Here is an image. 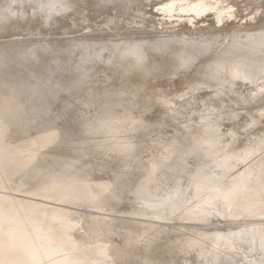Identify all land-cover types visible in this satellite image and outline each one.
<instances>
[{"label": "rangeland", "instance_id": "1", "mask_svg": "<svg viewBox=\"0 0 264 264\" xmlns=\"http://www.w3.org/2000/svg\"><path fill=\"white\" fill-rule=\"evenodd\" d=\"M146 1L148 3V6ZM171 4H173L174 7L171 6ZM200 4L202 7H207H203L205 11L202 9ZM168 5L171 6V8L165 7ZM177 6L179 7V9L176 8ZM185 6L191 7L193 8V10L191 9L192 11H189L190 8H186ZM197 6H199V8ZM180 7H184V11H182L183 8L181 9ZM194 7L198 8V11H196L197 9H195ZM185 8L188 9L187 12L185 11ZM200 8L201 11H199ZM3 13H5V15L9 14V16L5 21H0V209H2L1 214L5 221L7 220L11 223V221L15 219V223H18L17 225L19 228L24 227V224L27 223V221H30L31 226H34L36 228H34L35 230H30L26 234L22 230H20V234L14 235L12 239H8L6 243H8L10 246H15L19 245L18 243L19 241H21L26 248L31 249L32 247H34V245L38 244V242L44 235H46L47 241H45V244L39 248L41 252L42 250L45 251L41 254V259L37 262H33L34 264H53L55 261V263L58 262L57 264H96V258H94L97 257L96 250H98V247L104 244L103 241H95L92 246L88 245L86 247H82V244L90 240L89 236L91 234V229L93 230L94 228V232H96L97 228L100 226H97L96 223H92V226L89 222L87 223L86 221L90 220L91 218H96L104 219L108 224L111 223V226H108V228L113 231L103 240L108 239V241L112 244L113 247H111L110 253L114 254V257H109V260L107 259L109 263L106 262L107 260H99L98 263L100 264H200L199 261L205 262V260L201 257H198L195 251L185 253L178 247L180 246L179 240L181 239V237L185 238L187 236L194 235L197 228L201 230L208 229V231L216 229L217 232L218 230L220 231V234L225 233L226 235H229L227 234V231L230 232L231 230H235L237 228L245 229H242L243 231L239 235V238H234L232 236L234 239H236V241H233V244H235V248L231 252L228 253L227 251L226 253L224 251V254H222L223 252L220 251L219 253H221V255H219L218 253V255L216 254V258L219 260L214 259L216 260L215 262L212 259L213 256L212 258H210L211 256H206L205 259H209L210 261L212 259L211 262H209L208 260V263L210 264H223V262H225L224 264H255L256 262L253 263V260L257 258H264V254H262L264 252V233L260 228L261 226L264 228V203H262L264 201V183L262 180V178L264 179V175L259 174L264 173V166L261 167L262 170L261 168H257L261 166V162H264V159L261 158V164L257 163L260 159L254 160L255 163H257L255 164L256 168L254 166V162L253 164L251 162V158L253 161V159H255L253 157H256L253 156L255 154L253 153V151H257L258 153H256L259 156V153L263 155L262 152L264 149L262 148V146H264L262 145L264 142L262 141L264 139V131L262 132V130H264V118L262 116L264 115V94L263 97L261 96L264 92V88H259L262 84H264V79H261V76H264V74L262 73V75L258 77V75H260L261 73L260 70L263 69L259 66L264 67V61L262 60L264 52H262L263 55H261L259 54V51H263L264 48H262V46L260 48L258 47L259 51L255 52L256 50L254 49L257 47H254L250 44V41H253L256 37H253V30H256L254 32L255 35H257V33H262V38L264 39V0H0V15ZM227 13L229 15H227ZM218 14L222 15L219 16ZM217 15L222 19L220 20V18L218 17L219 21H217ZM225 24L226 27H224ZM230 26H232L233 28ZM235 26L238 30L235 28ZM55 29L58 31H56ZM239 29L241 30L239 31ZM250 33L252 34V37H250V41H247V38H249L248 35H250ZM206 37H208V39L206 41H203V39ZM260 37L256 38L259 39L258 42L262 41V38ZM201 39L202 43L204 42L202 45V48L204 49H202L201 47L198 48L202 49L199 50L201 51V53H203V58L205 57V53L206 56L207 54L210 55V53H212V51L216 49L217 56L218 54L220 55L221 53H223V56H220L221 60L219 59L220 63L222 62V67L220 66V68H218L220 63H218L219 60L217 59V63H215L218 66L214 65V61L212 62L213 65H211L212 63H210V65L207 64L208 66H214V68L209 67L210 71L208 68H206V63H204V67L206 69H204L202 65L197 64L196 60L200 59H198L199 57L196 56L199 55L197 53L198 48H196V46L200 45L199 43H201ZM256 41H253L255 43H252L256 45ZM233 43L235 46H232L236 49L231 53L234 54V57L232 60H230L232 56L230 54V52L232 51L230 47ZM204 44L206 47H203ZM260 44L263 45L264 43H259V45ZM192 46H195L194 48L197 52L195 51V53H193L194 48H192ZM181 47H183L181 49V54L186 47V52L184 50L183 53H185V55H190L191 53L192 58L188 57V55L185 56L184 54L181 55L179 53L180 57H183L184 55L183 58L185 60H190L195 58L196 56V68L197 65H200L197 69H195V67L191 68L195 66V62L194 65L191 63L193 62L192 60H190L192 66L189 65V67L187 66V64L189 63L186 64L187 60L186 62H183L184 64L182 63L183 65L181 66V60H185H176L175 58L174 61H172V63L170 64L176 65V61H180V67L182 68L183 66H185V68L187 67L186 70H184V68H182L183 70H181L179 68V64L176 65L177 67L175 66L176 68L173 67V69L171 68L173 65H171V67L168 66L169 63H167L164 59L174 51L176 52ZM229 49L231 50L229 51ZM187 50L191 52L187 53ZM144 51L151 52V54L157 57L155 58L156 60L154 58L153 59L155 61L152 60L151 55L142 53ZM139 52H141L142 54ZM253 52H255L254 56L252 54ZM131 53L134 56H137L136 58L139 57L138 55H142L141 57L144 58L141 60L146 63V65H143L144 68L147 70L148 67H151L153 73L149 72L150 68L147 72L144 68H142L143 62L139 61L140 57L138 58L139 60H137V63L139 62L140 64L141 62L140 66H138L139 64L137 65L135 57L133 58L135 60L132 61L133 56H130ZM134 53L138 54L135 55ZM144 54L146 55V57L144 56ZM179 54L177 53V55ZM192 54H195V56ZM258 55L262 57L261 59H259V61L254 59L255 56ZM248 57L249 59L247 61ZM81 58L83 61L80 62ZM217 58H219V56ZM250 58H252V60L254 61H257V63L255 62L254 64V61L252 62ZM241 59L242 61H240ZM244 59H246L245 62L247 61V63L244 62ZM249 60L251 61L250 63ZM260 60L261 62H263L262 64ZM134 61L136 64H134ZM164 61L166 63H164ZM223 61L225 64L223 63ZM234 61H238V63L235 64ZM123 62H129V65L138 66L140 68V71L136 69L138 68L136 66H134L132 69V66H130V68L128 67L129 71L126 70L127 68H123ZM162 62L165 65L168 64L167 66L169 69L171 68L170 72L168 68V71L165 69L167 66L164 68V71L166 73H169V76L171 75L172 71H175L174 69L178 68L176 70L177 72H174L175 75L167 78L165 74L159 75V72L158 74H154L155 70L153 68H155L156 66L158 68ZM242 62L249 67H246V65L244 66L248 68V70L250 69V71L246 72V70H242V68H244L241 64ZM230 63H234L237 66V69H241L239 70L240 73H242V76L239 72V75L237 74L236 76H241L239 80L241 79L242 81H238V77H233L235 74H232V78L235 79L232 81L230 80L231 82L229 81V78H226L228 81L226 79V81L224 80L225 74L227 75V77L228 75L230 76V74H228L230 73V70L233 69V71L231 72H237V70H235L236 68H233L236 66ZM239 63L241 64L240 67ZM120 65L121 67L123 66L122 69L124 71H120ZM223 65L228 66L224 67ZM200 67H202L201 69L205 71H201L202 73L198 71L200 70ZM216 68H218L219 70L221 68H226L225 71H227L228 69L229 71H227L228 73L224 74V70H221V72L219 70H216ZM135 69L138 72H136ZM141 69L146 73H140ZM194 69L195 72L191 77V72L194 71ZM263 71L264 70H262V72ZM80 72H83L85 75H82ZM216 72L219 75H217ZM214 74L217 75L218 78H214L216 77ZM220 74L221 76L224 74L223 79L222 77L219 78ZM246 74L249 76L252 74L251 76H253V78L256 76L255 78L257 80L260 78L258 81L256 79L253 81H257L259 83L262 80V83L258 84L253 82L251 80L253 78H247L248 76ZM112 76L115 78H113ZM160 77L161 79H159ZM189 77H194L193 80L190 78L192 82L189 81ZM212 77L214 78V80L212 79ZM244 77L248 80H251L255 85H251V81H249V84L248 81L244 79ZM118 78L120 81H122L121 83ZM132 79L134 82L131 81ZM210 79H212L214 83H211L212 80L209 82ZM215 79H217L216 83ZM200 80L203 82H201ZM218 80L219 84H217ZM220 80H223L224 83H229H226V85L223 83V85L222 83H220ZM168 81H170V83ZM205 82H208L210 85L208 83L205 84ZM106 83H108L109 85ZM115 83L116 85L118 84V86H116ZM190 83L192 84L189 86L188 84ZM156 84L158 85V88ZM207 84L208 86L205 87ZM256 84H258V86H256ZM253 85L255 86V88L258 87L260 91L263 90L262 93H260L259 91V94L257 95L258 91L254 89L256 91L254 92L257 96V100L261 99L257 102L253 99L255 95H253L252 98L251 96H249L253 92V90H251L253 88ZM135 86L138 88H136ZM146 86H149V88ZM209 86H213L212 88L214 89L217 87L215 89L216 91H214V89L212 90ZM221 86H223L224 89ZM218 87L222 88L223 90H218ZM261 87L264 86L262 85ZM159 88H161V91L159 90ZM249 88L252 92H250ZM98 89L101 90L99 91ZM155 91L159 92L158 97L159 95H162L166 98L163 97V99L160 96L159 99L156 96V99V97L153 96L155 97L153 102V100H151L149 97H152V94L154 95V93H156ZM90 92L92 95L89 94ZM97 92L98 94L102 93L100 97ZM103 92L105 93L103 94ZM118 92H123L121 93V95L123 94V98L121 97L122 99L114 102V105L103 106V104H101L102 101H100V99H104V95L107 96L108 94L112 95L115 93L119 95L120 93L118 94ZM194 92L197 94H195ZM215 92L218 95L214 94V96L211 97V94ZM89 96L94 98L95 101L91 104H85L88 100L87 97ZM210 97L211 100L209 99ZM215 97L219 99L217 100L215 99ZM241 97H244L245 101H251L252 99L253 101L252 103L244 102V99ZM148 98L150 99V101ZM126 99L130 100L127 101ZM170 99H172V103L168 102ZM213 99H215L216 101H213ZM240 99V102L243 101L245 104L242 105L239 102L241 104L240 105L238 102H236ZM163 100L165 101V103ZM145 101H148V103L144 104ZM121 102L125 107L122 106ZM215 102H217L218 104H214ZM142 104H144L146 108H144V105V107L141 108L140 106ZM206 105H208V107H213L208 108ZM105 106H107V110H109V108L111 107L110 110H112L111 112H113V121L111 120L110 122L104 123L100 126L99 124L96 125L98 122H95L94 125V121H96V119L100 118V116L103 117V114L105 112H101L103 110V107ZM166 106L168 110L164 109L166 108ZM126 108L129 112H127ZM204 108L206 110L213 108V110L211 109V111L209 110V112L205 111L203 113V111L205 110ZM259 108L263 110L259 111ZM99 110H101V112H99ZM137 110L138 112H136ZM142 111L145 112L143 113ZM258 111L263 112V114L260 116L261 113H259ZM140 112H142L143 114ZM157 112L159 114H157ZM192 112H195V114H192ZM137 113L140 120L142 121V125L138 127V129L136 128V131L133 128L132 130L134 131H129L130 128L126 130L127 127L125 128L126 131L124 129H119V126L122 123L124 125L125 123L128 125L127 119L129 116H134ZM256 114L258 118L261 117V119L258 120L259 124L257 123L255 125V123H253V125L245 127L247 123L252 124L251 120L257 122V120L253 119L255 118L254 116ZM3 115H7L5 117L7 120ZM28 115L30 119L26 118V116L28 117ZM200 116L203 119L205 117L207 118V120L204 119L205 123L207 124L202 121L203 119ZM13 117L14 120L16 119V122L13 121ZM114 117H117V122ZM123 117L125 118L124 120H126L124 121L125 123L122 121ZM227 117L231 119L229 120V118ZM4 119L8 122L7 124H5L6 121H4ZM25 120L28 121L26 122ZM118 120H121L120 122L122 123H120ZM9 122H11L12 124H9ZM193 122L195 123V125ZM200 123H202L203 126ZM243 123L244 127L248 130L244 129ZM123 124L121 126H124ZM190 124H193L194 126H191ZM91 125L93 130L90 132H88V130L86 131V129ZM234 126L235 128H233ZM241 126L243 127V129H241ZM236 127L238 129H236ZM116 129L119 133L116 132ZM230 129H232L233 132H231L232 130ZM235 130L236 132H234ZM237 130L240 134L237 133ZM199 131L202 132V134L204 133L203 135H205L204 137L206 138H212V136L218 135L217 138L219 139L218 141L217 139L215 140L216 144L217 142L221 141L219 144L214 145L215 147H217L216 150L215 147H212L214 149L211 150V153L214 150L216 154L215 155L212 153V158L210 156H206L205 153L208 152L209 154H207L210 155L209 149L211 148V144L209 145V143L213 142V146L214 140L212 141V139L216 137L210 139L208 142V139L201 136ZM46 132L51 133V137L47 136L49 135V133L45 134L48 139H46L47 137L44 135V133ZM197 133H199L200 135H198ZM39 135H44V138L40 137ZM230 135H232V138H234V136H238L237 138L235 137L237 140L235 138L233 139V141L236 140L234 141V143L230 140ZM256 135L259 139L256 138ZM258 135H261L263 139ZM35 137H38L37 140H35L36 142L32 140V142L34 141L33 144L29 145V143L31 142L29 140L34 139ZM197 137H200L199 139L201 140L203 139L202 141L200 140L201 143H199L200 141L198 142L199 139ZM120 138L124 140L131 139V141H136L139 143L138 149L135 150L136 154L134 152V154H132L137 157L135 161L133 160L134 162L130 160L131 158L129 156L130 152L132 151H128L129 157L127 159H124L127 154L124 156L120 155L121 160L119 159V156L117 157L118 159H113L112 155L114 154V152L118 154V151H114L115 146H112V144L114 143L113 145H116V140H118V144L119 140L122 142L123 140H121ZM195 138H197L198 140ZM194 139L197 140L198 143L194 142ZM205 139L206 141H204ZM226 140H228V142ZM255 140L256 142L254 144L253 142ZM192 141L193 144L196 143V147H194L195 145L192 146ZM229 141H231L232 143H230ZM258 141L262 142L261 146L259 144L260 142ZM187 142H190L191 145H187ZM205 142L208 144L203 146H207L206 149L209 147L207 149V152L203 146H200L201 144H206ZM223 143L225 146H223ZM129 144L127 146H132L131 149L133 150L134 143ZM218 145L222 147L220 148L218 147ZM246 145H248V147H250V145H254L253 147H250L253 149V151L250 148H247ZM127 146L125 147L128 149ZM171 146H173L174 148ZM188 146H192L191 149H189L190 153L186 151L189 148ZM198 146L200 147V150H198ZM255 146H257L258 148H256ZM201 147L204 149V151ZM237 147H241V151L238 150L239 148ZM112 148H114V150H112ZM170 148L171 150H173V152H168L169 154L167 155L166 152L169 151ZM185 148L187 149L185 150ZM194 148L198 149L195 150ZM111 150L113 153L111 152ZM121 150L124 154L125 149H123L122 147ZM121 150L119 151L120 153L122 152ZM245 150H247V154L246 152L244 153L250 158L248 159L250 165L247 160L248 156L246 158V156H244L245 154L242 153V151ZM248 150H250L249 153ZM34 152L38 154H35L36 156H34ZM109 152H111L112 155L109 154ZM162 152H165L166 157L164 154L161 155ZM183 152L187 155L185 158V155L183 154L185 160L179 158ZM251 152L253 153V155L250 154ZM174 153H178L180 156L178 157V154ZM201 153H204V157H202L203 155ZM229 153L232 154V157ZM158 154L161 156V159H156L158 160L156 161L154 159L157 156L160 157ZM170 154H172L171 156H173L174 158L169 156ZM237 154L244 156L247 162L244 157H242L244 159L242 161V158L240 156H237ZM29 155H31L30 161L32 160L33 162H30L29 159H26ZM190 155H193V157H191ZM217 155L219 156L217 160H219L220 157L225 156L222 158V161H224V163L221 161H218L217 163ZM113 156L116 157L117 155ZM167 156L168 158L170 157L168 160H166ZM228 156L232 159L234 158V161L228 160L230 159ZM235 157L236 159L237 157L240 158V160H236ZM24 158L27 160V162L24 160ZM163 158H165V160ZM224 158H227L228 163L225 162L226 160ZM256 159L258 158L256 157ZM152 161H156L158 163H161L160 161H162V164L158 165L161 168H158V166H156V164L158 163H151ZM238 161H242L243 163ZM128 162L129 164L130 162H133V164L136 165V168L135 165L131 164L134 168L133 170H130V165L128 164ZM220 162L222 165H220ZM225 163L226 165L230 164L232 167H234L233 165L236 163V168H231L230 171L231 166H228L227 168L226 165H223ZM247 163L250 167H252L253 170L246 165ZM152 164H154L157 169L154 168L155 170H153V168H151ZM201 167H205L202 169L203 171H199V168L201 169ZM248 167L253 172L248 170ZM127 168L130 171L127 172ZM144 168H146L145 170H149L148 168H150V170L152 169V171H154V174H151L155 175V177L152 178L153 176H151L150 178L149 176H147L146 173H148V171H144ZM245 168L248 172H246L245 174L248 176L241 173H244ZM156 170L157 173L155 172ZM249 171L251 174H253L255 171L258 172L257 174L259 176H257L261 178L258 179L260 180V182H262L260 183L257 179V176L254 175L256 174V172L253 174L254 176H251V174H249ZM129 172H131L132 174ZM142 172H145L144 175L149 178L145 176L140 177V174ZM204 172H206V175L204 174ZM238 172H240L241 175L244 176L242 178L243 183L239 184L241 185V187L239 186V188H236V186L238 187L239 181L234 179L233 175L236 176ZM6 175L8 176V179L6 178ZM148 175H150V173H148ZM241 175H237L238 179ZM70 176L75 181H70ZM247 177L254 179V181L258 180L257 182L259 183L255 181L258 186L263 183L261 185V188L263 187V201L261 200V197L258 198L261 192V188H259L260 192L257 191L259 195H253L254 197L260 199V204L247 201V199H250L249 197H252L251 193H253L250 192L249 188H247L250 185ZM90 180H94L95 182H97L94 183L95 187L92 190L86 186V181L90 182ZM109 180L111 187L109 184V187L107 189H113L112 192L114 193V195H112L113 197L104 200V197L99 194V191H103L104 189H106L105 187L108 185L107 182ZM111 180H114L112 181V183H114L113 185L111 183ZM201 180L202 183L203 181H205L204 184H206V186L213 185L214 188H212L213 186H211L209 187V190L212 189L216 192L212 193L214 191H209L208 189L205 190V185L202 186L203 188L201 187L202 190H205L204 192L201 191V188L200 190H198V185H202L200 183ZM242 180L240 182H242ZM208 181L210 184L206 183ZM198 182L200 184H198ZM23 185L25 188L23 187ZM84 186L86 188H84ZM208 186L206 188H208ZM178 188L180 190H177L179 191V194H177L176 191V189ZM246 188L249 192L246 191ZM254 188H257V185ZM78 189H80L81 192L85 189V194L91 193L90 195H87L88 197L92 196V198H90L91 200L84 194V191L82 192L83 194H78L80 193V191L78 192ZM174 189L176 191L175 194L173 193L175 192ZM87 190L90 192H88ZM244 191H246L245 194ZM240 193H242V195H239ZM254 193H256V191ZM247 194L248 198H245L246 202H248L247 204L249 205H247L244 201L245 198L242 199ZM80 195L82 196L81 198L79 197ZM83 196H86L88 201ZM238 196L241 197L239 199H242V202L246 204H244V206L246 207H243V203L238 199ZM93 197L95 198L93 199ZM230 197H232V199ZM236 197L238 201H236ZM168 200L169 203L173 201L172 203H175L176 206L172 207V210L165 211L166 206H164V203L166 204ZM232 200L235 201L234 203H241L242 207L246 209L242 210L243 208L241 206L240 207L242 209L240 207L239 209L234 208L235 206L237 207V205L239 206V204L236 203L233 206L234 203L232 202ZM254 200L255 199H251V201ZM211 201L213 203L214 201H216V204L214 203L216 206H210V204H213ZM76 202H78V204ZM180 202L184 203L185 205L177 204ZM19 204L24 205V207H18ZM207 204H209V207L207 206ZM191 205L193 206V208L189 210L192 207ZM199 206H201V208ZM202 206H204V208L206 206V209L208 207V211L211 210V207H215V210L212 209L213 212L206 213L207 211L203 212L205 209H202ZM29 207L31 208V210H29ZM187 207L189 209H186ZM62 208L69 211V216L67 215L68 217H70L77 223L80 221L79 225H83V227H79L76 230L67 228L66 230H64V228H61L60 221H56L55 217L58 215V213H60V211L58 212V210H63ZM256 208H258V212H256ZM187 210L192 211L193 214L196 212L194 216L197 215L198 211L201 212V210H203V214L198 213V215L196 216L202 218H199L200 220L196 219V221H194L195 219L191 220L190 218L185 217L184 213L187 212ZM143 211L150 212V214L141 213ZM153 211H156V213H158L159 211H162V213H164L163 211H165L167 215L163 214L161 219L156 218L157 216L152 213ZM203 218L206 220H204ZM5 221L3 222L4 227L6 226V231H9V224L6 223L7 225H5ZM152 224H154V229H157L159 227L158 230L163 232L159 235V237H157L155 243H150L149 247H147L146 241L148 237L151 236L148 235V237H145L148 233H143L140 238L138 237L139 240L136 242V244L128 245L127 248L124 246L126 239V234L124 235V233L129 232L131 229H134L138 234L136 235L139 236L142 233L140 232L142 228L150 226ZM33 233H35L36 236ZM65 233H68V237ZM3 234L4 232L1 231L0 237H2ZM225 234L223 236H226ZM38 235L40 236V238ZM61 236H65V238H68L66 239L67 242L66 244L60 242V248L55 249L53 245H55V242H57L59 239H62ZM230 237L231 235L229 236V238ZM231 239L229 240L231 241ZM168 240L171 242L169 243V245L166 244L167 242H169ZM211 241H214V239H211ZM144 246L147 248H145ZM119 248H125L127 249V251L129 250V254L125 251L126 255H120V252H118ZM142 253H144L148 259L145 261L146 263H142L138 258V256H140Z\"/></svg>", "mask_w": 264, "mask_h": 264}, {"label": "bare ground", "instance_id": "2", "mask_svg": "<svg viewBox=\"0 0 264 264\" xmlns=\"http://www.w3.org/2000/svg\"><path fill=\"white\" fill-rule=\"evenodd\" d=\"M52 1H54V0H52ZM64 1H65V0H64ZM146 3H147V1H146ZM152 3H153V2H152ZM160 3H161V2H160ZM171 3H173V2H171ZM64 4H65V3H64ZM149 4H150V2H149ZM166 4H167V3H166ZM166 4H165V5H166ZM168 4H169V3H168ZM147 6H148V3H147ZM171 6L174 7L173 4H171ZM171 6L168 5V6H165V7H170V8H171ZM180 6H181V5H180ZM183 6H184V5H183ZM191 6H192V5H191ZM200 6H201V4H200ZM165 7H164V8H165ZM173 7H172V8H173ZM185 7H186V6H185ZM187 7H188V6H187ZM187 7H186V8H187ZM197 7L199 8V6H197ZM201 7H202V6H201ZM203 7H204V6H203ZM203 7H202V9H203ZM162 8H163V7H162ZM176 8L179 9L178 6H177ZM180 8H181V7H180ZM182 8H183L182 11H184V7H182ZM182 8H181V9H182ZM186 8H185V11L187 12L188 9H186ZM188 8H190L189 11H192V10H193V8H191V7H188ZM194 8H195V7H194ZM198 8H195V9H197L196 11H198ZM204 8H207V7L205 6ZM242 8H243V7H242ZM165 9H166V8H165ZM168 9H169V8H168ZM174 9H175V8H174ZM191 9H192V10H191ZM195 9H194V11H195ZM243 9H244V8H243ZM166 10H167V9H166ZM166 10H164V11H166ZM176 10H177V9H176ZM203 10L205 11V9H203ZM180 11H181V10H180ZM194 11H193V13H194ZM199 11H201V8H200ZM159 13H160V12H159ZM173 13H174V12H173ZM173 13H172V14H173ZM195 13H196V12H195ZM175 14H176V13H175ZM41 15H42V14H41ZM178 15H179V14H178ZM189 15H190V14H189ZM191 15H192V14H191ZM218 15H219V14H218ZM218 15L216 16V19H218L217 21H219V18H220V20L222 19L221 17H219V16H221L222 14L219 15V16H218ZM224 15H226V14H224ZM227 15H229V14L227 13ZM8 16H9V14H8V15H5V13L1 14V15H0V21H2V20L5 21V20L8 18ZM187 16H188V15H187ZM218 17H219V18H218ZM229 20H230V19H229ZM231 20H232V19H231ZM251 20H252V19H251ZM184 22H185V21H184ZM228 22H229V21H228ZM228 22H227V23H228ZM233 23H234V22H233ZM256 23H257V22H256ZM77 24H78V23H77ZM180 25H181V24H180ZM222 25H223V24H222ZM74 26H75V25H74ZM189 26H190V25H189ZM252 26H254V25H252ZM224 27H226V24H225ZM224 27H223V28H224ZM230 27H232V26H230ZM170 28H171V27H170ZM232 28H233V27H232ZM235 28L237 29L236 26H235ZM246 28H247V27H246ZM252 28H254V27H252ZM227 29H228V28H227ZM55 30H56V29H55ZM55 30H54V31H55ZM237 30H238V29H237ZM240 30H241V29H239V31H240ZM242 30H244V29H242ZM56 31H58V30H56ZM255 31H256V30H253V33H252V34L254 35L253 37L256 36V37H255V39H256V38H259V37L261 36L260 38H262V35H263V34L260 33V34H261V35H260L259 33H257V35H255V34H254ZM215 32H216V31H215ZM71 33H72V32H71ZM73 33H74V32H73ZM164 33H165V32H164ZM192 33H194V32H192ZM192 33H191V34H192ZM211 33H213V32H211ZM219 33H220V32H219ZM50 34H51V33H50ZM55 34H56V33H55ZM55 34H54V35H55ZM66 34H69V33H66ZM130 34H131V33H130ZM198 34H199V33H198ZM200 34H201V33H200ZM202 34H203V33H202ZM214 34H216V33H214ZM252 34H251V33H250V35L246 34V35L249 36V38H247V39H248L247 41H250L249 39H250V37H252ZM60 35H61V34H60ZM78 35H80V34H78ZM81 35H82V34H81ZM159 35H160V34H159ZM259 35H260V36H259ZM71 36H72V35H71ZM116 36H117V35H116ZM172 36H173V35H172ZM176 36H177V35H176ZM258 36H259V37H258ZM66 37H67V36H66ZM137 37H138V36H137ZM243 37H244V36H243ZM246 37H247V36H246ZM263 37H264V36H263ZM187 38H188V37H187ZM28 39H29V38H28ZM89 39H90V38H89ZM125 39H126V38H125ZM129 39H130V38H129ZM134 39H135V38H134ZM145 39H146V38H145ZM147 39H148V38H147ZM156 39H157V37H156ZM204 39H205V40H204ZM204 39H203V41H206V40L208 39V37H206V38H204ZM226 39H227V38H226ZM255 39H254V40L251 39V40H253V41H256V40H257V41H256V42H257L256 45L253 44V43H255V42H253V41H250V42H251L250 44L253 45L254 47H257V48H255L254 50H256L255 52H258V51H259L258 47L260 48V47L262 46V48H264V44H263V45H261V44L259 45V43H264V42H263L264 39L262 38V41H261V42H258L259 39H256V40H255ZM74 40H75V39H74ZM137 40H138V39H137ZM143 40H144V39H143ZM153 40H154V39H153ZM260 40H261V39H260ZM28 41H29V40H28ZM79 41H80V40H79ZM81 41H83V40H81ZM88 41H89V40H88ZM90 41H91V40H90ZM135 41H136V40H135ZM135 41H134V42H135ZM141 41H142V40H141ZM146 41H147V40H146ZM100 42H101V41H100ZM147 42H148V41H147ZM147 42H146V43H147ZM252 42H253V43H252ZM72 43H73V42H72ZM81 43H82V42H81ZM139 43H140V42H139ZM153 43H154V42H153ZM203 43H204V42H203ZM203 43H202V39H201V43H199L201 46H200V45H199V46H196V48H198V47H201V48H202ZM140 44H141V43H140ZM140 44H135V45H140ZM195 44H196V43H195ZM55 45H56V44H55ZM57 45H58V44H57ZM74 45H75V44H74ZM146 45H147V44H146ZM159 45H160V44H159ZM196 45H197V44H196ZM232 45H234V43L231 44V47H230V48L232 49V51L230 52V54L233 52V50L236 49V48H234ZM257 45H259V46H257ZM142 46H144V45H142ZM234 46H235V45H234ZM236 46H237V44H236ZM136 47H137V46H136ZM153 47H154V46H153ZM194 47H195V46H192V48H194ZM203 47H206L205 44H204ZM232 47H233L234 49H233ZM254 47H253V48H254ZM71 48H72V47H71ZM84 48H86V47H84ZM140 48H142V47H140ZM140 48H138V49H140ZM182 48H183V47L179 48L176 52L174 51V52L171 53L167 58L164 59L167 63H169V65H168V64L165 65V64H163V62H162L161 65H160L158 68H157V66H156L155 68H153V69L155 70V71H154V74H156V73L158 74V72H159V73H160L159 75L165 74V76H167V78L170 77V76H172V75H175V73L177 72L176 70H177L178 68H177V69H174V70H175V71H174L175 73L172 71V73H171L170 76L168 75L169 73H166V72L164 71V68H165L167 65H168L169 67H171V65H173V64H170V63H172V61H174V58H175L176 60L184 59L183 57H184L185 53H183V52H184V50H185L186 47H185L184 50L182 51V54H184L183 57H182V56L180 57L181 49H182ZM201 48H198V50H197L198 52H197L196 49L194 48L193 53H195V51H196V52H197L202 58H201L199 55H196L197 57H199L198 59H200V60H196V56H195V54H192V55L195 56V58L190 59V60L193 61V62H191V63L194 65V62H195V60H196L197 64L202 65L204 69H206V68L209 69V67H210V68H214V66L212 67V66H208V65H210V63H212L213 61H214V65H217V64H216V63H217V60L220 59V56H223V55H222L223 53L217 51V52L221 53L220 55L218 54L219 58H217L218 56L216 55L217 53H216V49H215V50H213L214 52L212 51V53H210V55L207 54V56H206V55H205L206 53H205V54H204L205 57L203 58V53H201L200 50H202V49H204V48H202V49H201ZM78 49H79V48H78ZM154 49H155V48H154ZM199 49H200V50H199ZM231 49H229V51H230ZM254 50H253V51H254ZM78 51H79V50H78ZM78 51H76V52H78ZM199 51H200L201 54L199 53ZM133 52H134V51H133ZM135 52H136V51H135ZM185 52H186V50H185ZM188 52H189V51L187 50V53H188ZM190 52H191V51H190ZM190 52H189V53H190ZM255 52L252 53L253 56L255 55ZM260 52H261V53H260ZM262 52H264V50H263V51L260 50V51H259V54L263 55ZM139 53H141V52H139ZM142 53H145L146 55H151L152 60H154L155 58H157L155 55L151 54V52H149V51H144V52H142ZM142 53H141V54H142ZM157 53H158V52H157ZM177 53H178V54L180 53V54L177 55ZM10 54H11V53H10ZM134 54H135V53H134ZM137 54H138V53H136L135 55H137ZM145 54H144V56L146 57ZM182 54H181V55H182ZM225 54H226V53H225ZM228 54H229V53H228ZM257 54H258V53H257ZM257 54H256V55H257ZM129 55H130V54H129ZM186 55H188V54H186ZM186 55H185V56H186ZM231 55H232V56H231V59H230V60H232L233 57H234V54H231ZM130 56H131V57L133 56V57H132V61L136 59V63H137V60H139V59H138L139 57H140V60H139V61H142L141 59L144 58V57H141L142 55H138L139 57L136 58L137 56H134L132 53H131ZM153 56H154V57H153ZM216 56H217V57H216ZM229 56H230V55H229ZM229 56H228V57H229ZM251 56H252V55H251ZM253 56H252V57H253ZM21 57H22V56H21ZM58 57H59V56H58ZM134 57H135V59H133ZM188 57H191V58H192L191 53H190V55H188ZM256 57H257V59H256ZM262 57H263L262 60L264 61V56H262ZM262 57L258 55V56H255L254 59L257 60V61H259V59H261ZM17 58H18V57H17ZM19 58H20V57H19ZM61 58H62V57H61ZM61 58H59V59H61ZM153 58H154V59H153ZM221 58H223V57H221ZM229 58H230V57H229ZM59 59H58V60H59ZM216 59H217V60H216ZM248 59H249V57L247 58V61H248ZM250 59L252 60V58H250ZM22 60H23V59H22ZM58 60H57V61H58ZM150 60H151V59H150ZM155 60H156V59H155ZM155 60H154V61H155ZM184 60H185V59H184ZM186 60H187V59H186ZM186 60H185V61H182V60H181V62H180V61H178V62L176 61V65H178L179 62H180V63H181V66H182V65L184 64L183 62H186ZM188 60H189V59H188ZM188 60H187V62H186V64L189 63V64H187V66H189V65L192 66V64L190 63V60H189V62H188ZM220 60H221V59H220ZM220 60H219L218 63H220ZM228 60H229V59H228ZM228 60H227V61H228ZM245 60H246V59H244V62H245ZM81 61H83L82 58L80 59V62H81ZM116 61H118V60H116ZM165 61H164V63H166ZM240 61H242V59H241ZM247 61H246L245 63H247ZM253 61H254V60H252V62H253ZM257 61H254L253 63L255 64V62L257 63ZM60 62H61V61H60ZM80 62H79V63H80ZM142 62H143L142 66H143L144 64L146 65V63H144V61H142ZM196 62H195V66H193V67H191V68H194V67H195V69H197L198 66H200V65H197V68H196ZM215 62H216V63H215ZM250 62H251V61L249 60V63H250ZM260 62H261V60H260ZM56 63H57V62H56ZM121 63H122V62H121ZM123 63H124V62H123ZM128 63H129V62H128ZM128 63H127V62L124 63V65H123L124 67H123V66H122V67L125 68V69L127 68L126 70L129 71L128 67L130 68V66H132V65H129ZM136 63H135V61H134V64H136ZM182 63H183V64H182ZM204 63H206V65L208 64V65L206 66V68L204 67V66H205ZM221 63H222V62H221ZM221 63L219 64V67H218V68H220V66L222 65ZM223 63H224V61H223ZM234 63L236 64V63H238V61H237V62L234 61ZM234 63H230V64H234ZM262 63H263V62H261V64H262ZM125 64H126V65H125ZM130 64H132V63H130ZM138 64H139V62L137 63V65H138ZM140 64H141V62H140ZM140 64H139L138 66H140ZM224 64H225V63H224ZM230 64H229V66H230ZM235 64H234V66H236ZM239 64H240V63H239ZM241 64H242L243 67L246 65V64H244L243 62H242ZM241 64L239 65V67L241 66ZM243 64H244V65H243ZM258 64H259V62H258ZM263 64H264V63H263ZM51 65H52V64H51ZM176 65H173L171 68L173 69V67H175ZM211 65H213V63H212ZM78 66H79V64H78ZM134 66H136V65H134ZM134 66H132L131 69H132ZM138 66H136V67H138ZM148 66H149V65H148ZM168 66L165 68L167 71H168V69H169ZM217 66H218V65H217ZM217 66H216V67H217ZM223 66H224V67H227L228 65H227V66H226V65H223ZM52 67H53V66H52ZM122 67H121V65H120V71H124V70L122 69ZM176 67H177V66H176ZM176 67H175V68H176ZM189 67H190V66H189ZM221 67H222V66H221ZM232 67H233V66H232ZM232 67H231V68H232ZM239 67H238V68H239ZM246 67H248V66L246 65ZM246 67L242 68V70L244 69V71L246 70V72L250 71V69L248 70L249 67H248V68H246ZM259 67H262L263 69L260 70L261 73L259 72L260 75H258V77H260V76L262 75V73L264 74V71L262 72V70H264V67H263V66H259ZM46 68H47V67H46ZM142 68H144V66H143ZM146 68H147V67H146ZM149 68H150V69H149ZM156 68L158 69V71H157ZM167 68H168V69H167ZM171 68L169 69V72L171 71ZM179 68H180L181 70H183L182 68H184V70H186L187 67L185 68V66H183V67L181 68V67H180V64H179ZM201 68H202V67H200V68H199L200 70H198V71H200V72L203 71V72H204L205 70H202ZM218 68H216V70H219ZM228 68H229V67H228ZM231 68H230V69H231ZM233 68H236V69H235V70H237L236 73L231 72V71H233V69L230 70V73H228L227 71H229V69H228L227 71H225L226 68H225V69H224V68H223V69L221 68L219 71L224 70V74H225V73H228V74H230V76L228 75V77H227V75L225 74V77H224V76H223L224 74L221 76V74H222V73H221L219 78L222 77V79H223V77H224V80H225L226 78H229V81H230V80L232 81V80L235 79V78H234V79L232 78V74H233V75L235 74L233 77H238V81H242L241 79L239 80V78L242 76V75H241L242 73H240V70H241V69H240V68H239L240 70L237 69V66H236V67H233ZM52 69H54V68H52ZM74 69H75V68H74ZM121 69H122V70H121ZM136 69L140 71V68H139V67L136 68ZM136 69H135V70H136ZM144 69H145V68H144ZM148 69H149V72H152V71H153V70H151V69H152L151 67H148L147 70L145 69V71L147 72ZM195 69H194V71L191 70V71H192V72H191V75H190L191 77H192V74L195 72ZM208 69H207V70H208ZM50 70H51V69H50ZM77 70H78V69H77ZM126 70H125V71H126ZM135 70H134V71H135ZM137 70H136V72H138ZM150 70H151V71H150ZM181 70H179V71H181ZM235 70H234V71H235ZM238 70H239V71H238ZM46 71H47V70H46ZM79 71H80V70H79ZM145 71H142V69H141V72H140V73H142V72L146 73ZM156 71H157V72H156ZM196 71H197V70H196ZM209 71H210V69H209ZM214 71H215V70H214ZM244 71H243V74H244ZM40 72H41V71H40ZM149 72H148V73H149ZM217 72H218V71H217ZM217 72H216V73H217ZM221 72H222V71H221ZM238 72L240 73L241 76H236L237 74L239 75ZM241 72H242V71H241ZM246 72H245V73H246ZM254 72H255V71H254ZM43 73H44V72H43ZM80 73H81L82 75H85L83 72H80ZM140 73H139V74H140ZM148 73H147V74H148ZM152 73H153V72H152ZM173 73H174V74H173ZM196 73H197V72H196ZM201 73H202V72H201ZM201 73H200V74H201ZM206 73H207V72H206ZM206 73H205V74H206ZM214 73H215V72H214ZM219 73H220V72H219ZM255 73H256V72H255ZM255 73H254V74H255ZM259 73H257V74H259ZM78 74H79V73H78ZM247 74H248V73H247ZM247 74H246V75H247ZM195 75H196V74H195ZM195 75H194V76H195ZM214 75H215V74H214ZM217 75H219V74L217 73ZM217 75H215L216 77H214V76H213V77H214V78H218ZM246 75H245V76H246ZM251 75H252V74H251ZM251 75H250V76H251ZM39 76H40V75H39ZM56 76H57V75H56ZM149 76H150V75H149ZM176 76H177V75H176ZM243 76H244V75H243ZM247 76H248V77H247ZM247 76H246V77L249 78V79H250V78H253V76H251V77H250L249 75H247ZM109 77H110V75H109ZM112 77H113V76H112ZM112 77H111V79H112ZM156 77H159V76H156ZM156 77H155V79H156ZM161 77H162V76H161ZM161 77H160L159 79H161ZM191 77H189V79H190ZM209 77H210V76H209ZM213 77H212V79L214 80ZM255 77H256V76H255ZM255 77H254L253 79H251V80H252V81L255 80V79H256ZM78 78H79V77H78ZM78 78H77V79H78ZM80 78H81V77H80ZM113 78H115V77H113ZM193 78H194V77H193ZM193 78H191V79L193 80ZM204 78H205V77H204ZM206 78H207V77H206ZM210 78H211V77H210ZM230 78H231V79H230ZM247 78L244 77V79L247 80L248 83H249V81H251V80H248ZM191 79L189 80L190 82H192ZM199 79H200V78H199ZM212 79H210L209 82H210ZM242 79H243V78H242ZM259 79H260V78H259ZM259 79H258V80H259ZM261 79L263 80V79H264V76H261ZM1 80H2V79H1ZM81 80H82V79H81ZM118 80H119V78H118ZM134 80H135V79H134ZM157 80H158V79H157ZM166 80H168V79H166ZM169 80H170V79H169ZM213 80L211 81V83H212V82L214 83ZM226 80H227V79H226ZM226 80H225V81H226ZM256 80H257V79H256ZM258 80H257V81H258ZM262 80H261V81H262ZM75 81H79V80H75ZM106 81H107V80H106ZM113 81H114V80H113ZM119 81H120V80H119ZM131 81H133V79H132ZM135 81H136V80H135ZM171 81H172V80H171ZM195 81H196V80H195ZM195 81H194V82H195ZM200 81H201V80H200ZM227 81H228V80H227ZM231 81H230V82H231ZM236 81H237V80H236ZM252 81H251V82H252ZM257 81H256V82L253 81V82L258 83ZM261 81L259 82L260 84L262 83ZM100 82H101V81H100ZM117 82H118V81H117ZM117 82H116V83H117ZM121 82H122V81H120V83H121ZM127 82H128V81H127ZM133 82H134V81H133ZM168 82L170 83V81H168ZM187 82H188V81H187ZM198 82H199V81H198ZM201 82H203V81H201ZM201 82H200V83H201ZM216 82H217V79H215V83H216ZM253 82L251 83V85L254 84ZM6 83H7V82H6ZM102 83H103V82H102ZM116 83H115V85H116ZM151 83H152V82H151ZM156 83H157V82H156ZM160 83H161V82H160ZM160 83H159V85H160ZM188 83H189V82H188ZM206 83H208V82H205V84H206ZM220 83L223 84L224 81H223V80H222V81L220 80ZM226 83H229V82H226ZM226 83H224V84L226 85ZM239 83H240V82H239ZM246 83H247V82H246ZM248 83H247V84H248ZM259 83H258V84H259ZM8 84H9V83H8ZM106 84H108V83H106ZM112 84H113V83H112ZM154 84H155V83H154ZM162 84H163V83H162ZM191 84H192V83H190V84H188V85L190 86ZM208 84H209V83H208ZM208 84H207L205 87H207ZM217 84H219V80H218V83H217ZM224 84H223V85H224ZM230 84H231V83H230ZM232 84H233V83H232ZM236 84H237V83H236ZM249 84H250V83H249ZM258 84H256V86H258ZM11 85H12V84H11ZM97 85H98V84H97ZM99 85H100V84H99ZM108 85H109V84H108ZM122 85H123V84H122ZM156 85H157V84H156ZM195 85H196V84H195ZM209 85H210V84H209ZM243 85H244V84H243ZM254 85H255V84H254ZM254 85L252 86L253 88L251 89V90H253V92H252V91L250 90V88H249L250 92H252V94L249 95V96H251V98H252L253 95H255V97H253V99L257 102L258 100H261V99H258V100H257V96H256L255 92L258 91V93H257V95H258V94H259V91H260L259 88H261V89L264 88V87H261L262 85L264 86V84H262L259 88L257 87L258 89L255 88ZM95 86H96V85H95ZM113 86H114V85H113ZM116 86H118V84H117ZM116 86H115V87H116ZM120 86H121V85H120ZM130 86H131V85H130ZM152 86H153V85H152ZM213 86H214V84H213ZM213 86H211V87L209 86V87L213 90V89H214V88H212ZM215 86H216V85H215ZM236 86H237V85H236ZM239 86H240V85H239ZM104 87H105V86H104ZM106 87H107V86H106ZM135 87H136V86H135ZM146 87L149 88V86H146ZM155 87H156V86H155ZM166 87H167V86H166ZM194 87H195V86H194ZM219 87H220V86H219ZM219 87H218V88H219ZM221 87H223V86H221ZM234 87H235V86H234ZM234 87H233V88H234ZM248 87H249V86H248ZM95 88H97V87H95ZM132 88H133V87H132ZM136 88H138V87H136ZM157 88H158V85H157ZM169 88H170V87H169ZM190 88H191V87H190ZM216 88H217V87H216ZM216 88H215V89H216ZM235 88H236V87H235ZM237 88H238V87H237ZM92 89H94V88H92ZM108 89H109V88H108ZM146 89H147V88H146ZM192 89H194V88H192ZM197 89H198V87H197ZM200 89H202V88H200ZM200 89H199V90H200ZM215 89H214V91H216ZM220 89H222V88H219L218 90H220ZM223 89H224V87H223ZM223 89H222V90H223ZM254 89H255L256 91H255ZM98 90H99V89H98ZM100 90H101V89H100ZM100 90H99V91H100ZM105 90H106V89H105ZM113 90H114V89H113ZM113 90H112V91H113ZM116 90H117V88H116ZM144 90H145V89H144ZM159 90L161 91V88H159ZM205 90H206V89H205ZM218 90H217V91H218ZM242 90H243V89H242ZM242 90H241V91H242ZM92 91H93V90H92ZM92 91H91V92H92ZM107 91H108V90H107ZM110 91H111V90H110ZM118 91H119V90H118ZM133 91H134V90H133ZM157 91H158V90H157ZM189 91H190V90H189ZM220 91H221V90H220ZM254 91H255V92H254ZM91 92L89 93L90 95H92ZM95 92H96V91H95ZM108 92H109V91H108ZM113 92H114V91H113ZM116 92H117V91H116ZM146 92H147V91H146ZM155 92H156V91H155ZM195 92H196V91H195ZM195 92H194V93H195ZM197 92H198V91H197ZM210 92H211V91H210ZM250 92H249V93H250ZM262 92H263V90L260 91V93H262ZM99 93H100V92H99ZM104 93H105V92H103V94H104ZM119 93H120V94H119ZM121 93H123V92H118L119 95H117L116 93H115V94H112V95L107 93L108 95H107V96L104 95V97H103L104 99H102V98H101L102 100L100 99V101H102V103H101V102H100V103L103 104V106H104V105H109V106H110V105H114V102H117V100L123 98V97H122L123 94L121 95ZM133 93H134V92H133ZM163 93H164V92H163ZM33 94H34V93H33ZM93 94H94V93H93ZM97 94H98V92H97ZM101 94H102V93H101ZM101 94H98L99 97L101 96ZM127 94H128V92H127ZM141 94H142V92H141ZM155 94H156V95H155ZM158 94H159V92H156V93H154V95L152 94V97H153V96H155V97L157 96V97H158ZM195 94H197V93H195ZM214 94H216V92L213 93V94H211V97H213ZM263 94H264V92L262 93V95H261V94H260V95L263 97ZM98 95H97V96H98ZM145 95H146V94H145ZM163 95H164V94H163ZM188 95H189V94H188ZM216 95H218V94H216ZM241 95H242V93H241ZM23 96H24V95H23ZM26 96H27V95H26ZM97 96H96V97H97ZM125 96H126V95H125ZM127 96H128V95H127ZM136 96H137V95H136ZM160 96H161V98L165 97V96L159 95V97H158L159 99H160ZM198 96H199V94H198ZM201 96H202V95H201ZM247 96H248V95H247ZM121 97H122V98H121ZM130 97H132V96H130ZM130 97H129V98H130ZM152 97H149V98H150L151 100H153V102H154L155 97H153V99H152ZM157 97H156V99H157ZM194 97H195V95H194ZM211 97L209 98L210 100H211ZM216 97H217V96H216ZM216 97H215V99L218 100L219 98H216ZM258 97H259V96H258ZM139 98H140V97H139ZM142 98H143V97H142ZM149 98H148V99H149ZM165 98H166V97H165ZM225 98H226V97H225ZM229 98H230V97H229ZM241 98L244 99V97H241ZM245 98H246V97H245ZM19 99H20V98H19ZM87 99H88V100L86 101L85 104H91L92 102L95 101L94 98H92V97H90V96L87 97ZM132 99H133V98H132ZM134 99H135V98H134ZM148 99H147V100H148ZM150 99H149V101H150ZM159 99H158V100H159ZM163 99H164V98H163ZM215 99H213V101H214ZM222 99H223V98H222ZM226 99H227V98H226ZM243 99H242V100H243ZM247 99H248V98H247ZM253 99H252V100L250 99L251 101H248V100L245 101V99H244L243 101H244V102H248V103H249V102L252 103ZM33 100H34V99H33ZM126 100L128 101V100H130V99H126ZM171 100H172V99H170L169 101L167 100V101H168L169 103H172ZM198 100H199V99H198ZM224 100H225V99H224ZM41 101H42V100H41ZM163 101H164V100H163ZM193 101H194V100H193ZM195 101H196V100H195ZM215 101H216V100H215ZM226 101H227V100H226ZM235 101H236V100H235ZM240 101H241V99H240L239 101H236V102L239 103ZM243 101L240 102L242 105L245 104ZM255 101H254V103H255ZM28 102H29V101H28ZM125 102H126V101H125ZM125 102H124V103H125ZM145 102H146V101H145ZM145 102H144V104H147V103H148V101H147L146 103H145ZM173 102H174V100H173ZM190 102H191V101H190ZM209 102H210V101H209ZM227 102H228V101H227ZM119 103H120V102H119ZM126 103H127V102H126ZM128 103H129V102H128ZM150 103H152V102H150ZM150 103H149V104H150ZM155 103H156V102H155ZM164 103H165V101H164ZM203 103H204V102H203ZM206 103H207V102H206ZM216 103H217V102H215L214 104H216ZM240 103H239V104H240ZM121 104H122V102H121ZM134 104H135V103H134ZM144 104H142L141 106L139 105V106L142 108V107L145 106ZM149 104H148V106H149ZM158 104H159V103H158ZM167 104H168V103H167ZM209 104H210V103H209ZM211 104H212V102H211ZM217 104H218V103H217ZM217 104H216V105H217ZM229 104H230V103H229ZM241 104H240V105H241ZM259 104H260V103H259ZM34 105H35V104H34ZM115 105H118V104H115ZM143 105H144V106H143ZM151 105H152V104H151ZM154 105H155V104H154ZM156 105H157V104H156ZM162 105H163V104H162ZM170 105H171V104H170ZM177 105H178V104H177ZM191 105H192V104H191ZM191 105H190V106H191ZM216 105H215V107H216ZM231 105H232V104H231ZM109 106H108V108H109ZM122 106H124V105L122 104ZM126 106H128V105H126ZM131 106H132V105H131ZM131 106H130V107H131ZM206 106L208 107V105H206ZM206 106H205V107H206ZM29 107H30V105H29ZM124 107H125V106H124ZM150 107H151V106H150ZM169 107H170V106H169ZM171 107H174V106H171ZM177 107H178V106H177ZM180 107H181V106H180ZM187 107H188V106H187ZM202 107H204V106H202ZM207 107H206V108H207ZM209 107H213V106H209ZM209 107H208V108H209ZM97 108H98V107H97ZM128 108H129V107H128ZM144 108H146V106H145ZM144 108H143V109H144ZM161 108H162V107H161ZM175 108H176V107H175ZM183 108H184V107H183ZM183 108H182V109H183ZM185 108H186V107H185ZM199 108H200V107H199ZM244 108H245V107H244ZM261 108H262V107H261ZM263 108H264V107H263ZM105 109H106V110H105ZM110 109H111V107L109 108V110H107V106H105V107H103V110L101 109L102 112H101V110H99V112H101V113L105 112V113L103 114V117L100 116V118H98V119H96V121H94V125H95V122H96V123L98 122L96 125L99 124V126L102 125V124H104V123H108V122H110V121L113 119V118H112V117H113V115H112L113 112H111L112 110H110ZM115 109H116V108H115ZM122 109H123V108H122ZM131 109H132V108H131ZM150 109H151V108H150ZM164 109H165V110H168L167 106H166V108H164ZM164 109H163V110H164ZM182 109H181V110H182ZM192 109H193V108H192ZM192 109H191V110H192ZM204 109H205V108H204ZM211 109L213 110V108H210L209 110L211 111ZM239 109H240V108H239ZM259 109H260V108H259ZM259 109H258V110H259ZM29 110H30V109H29ZM93 110H94V109H93ZM96 110H97V109H96ZM96 110H95V111H96ZM126 110H127V108H126ZM135 110H136V109H135ZM145 110H146V109H145ZM147 110H148V109H147ZM191 110H189V111H191ZM209 110H206V109H205V110L203 111V113H204L205 111H208V112H209ZM262 110H263V109H260L259 111H262ZM4 111H5V110H4ZM26 111H27V110H26ZM113 111H114V110H113ZM133 111H134V110H133ZM152 111H153V110H152ZM193 111H194V110H193ZM214 111H215V110H214ZM228 111H230V110H228ZM233 111H234V110H233ZM259 111H258V112H259ZM33 112H34V111H33ZM33 112H32V113H33ZM99 112H98V113H99ZM115 112H116V111H115ZM117 112H118V111H117ZM127 112H129V111L127 110ZM136 112H138V110H137ZM142 112H143V111H142ZM142 112H140V113H142ZM144 112H145V111H144ZM144 112H143V113H144ZM197 112H198V111H197ZM217 112H218V111H217ZM224 112H227V111H224ZM263 112H264V111H263ZM263 112H259V113H261L260 116L263 114ZM32 113H31V114H32ZM98 113H97V114H98ZM122 113H123V112H122ZM130 113H131V112H130ZM143 113H142V114H143ZM179 113H180V112H179ZM193 113L195 114V112H192V114H193ZM213 113H214V112H213ZM259 113H257V114H259ZM2 114H3V113H2ZM5 114H7V113H5ZM97 114H96V115H97ZM119 114H121V113H119ZM124 114H125V113H124ZM128 114H129V113H128ZM157 114H159V113L157 112ZM199 114H200V113H199ZM257 114H256L255 116L253 115L255 118H253V116H252V118H253L254 120H257V122L251 120V118H250L252 124H248V123L246 122L247 125H245V127H247V126H249V125H253V123H255V125H256L257 123L259 124V121H258V120L261 119V117L258 118V117H257ZM26 115H27V114H26ZM33 115H34V114H33ZM96 115H95V116H96ZM224 115H225V114H224ZM227 115H228V114H227ZM227 115H226V116H227ZM3 116H4V115H3ZM6 116H7V115H6ZM6 116H4V118H5ZM14 116H15V115H14ZM95 116H94V118H95ZM97 116H98V115H97ZM114 116H115V115H114ZM119 116H120V115H119ZM149 116H150V115H149ZM152 116H153V115H152ZM158 116H159V115H158ZM187 116H188V115H187ZM262 116H263V118H264V115H262ZM15 117H16V116H15ZM33 117H34V116H33ZM120 117H121V116H120ZM145 117H146V115H145ZM145 117H144V118H145ZM189 117H190V116H189ZM189 117H188V118H189ZM200 117H201V116H200ZM203 117H204V116H203ZM245 117H246V116H245ZM7 118H8V117H7ZM26 118H29V115H28V117L26 116ZM90 118H91V117H90ZM96 118H97V117H96ZM114 118H115V117H114ZM153 118H154V117H153ZM160 118H161V117H160ZM160 118H159V119H160ZM164 118H165V117H164ZM178 118H180V117H178ZM178 118H177V119H178ZM201 118H202V117H201ZM225 118H226V117H225ZM227 118H229V117H227ZM257 118H258V119H257ZM2 119H3V118H2ZM5 119H6V118H5ZM5 119H4V121L7 120V119H6V120H5ZM10 119H11V118H10ZM10 119H9V120H10ZM29 119H30V118H29ZM116 119H117V117L115 118V120H116ZM118 119H119V118H118ZM124 119H125V118L123 117V120H122L123 122L126 121V120H124ZM142 119H143V117H142ZM151 119H152V118H151ZM175 119H176V118H175ZM202 119H203V118H202ZM202 119H201V120H202ZM204 119L207 120L206 117H205ZM204 119H203L202 121L205 123V120H204ZM221 119H222V118H221ZM230 119H231V118H229V120H230ZM9 120H8V121H9ZM91 120H92V119H91ZM146 120H148V119H146ZM149 120H150V119H149ZM153 120H154V119H153ZM156 120H157V119H156ZM168 120H169V118H168ZM179 120H180V119H179ZM233 120H234V119H233ZM233 120H232V122H233ZM236 120H237V119H236ZM10 121H12V120H10ZM13 121L16 122V119L14 120V117H13ZM13 121H12V122H13ZM25 121H26V120H25ZM27 121H28V120H27ZM27 121H26V122H27ZM112 121H113V120H112ZM118 121L120 122L121 120H118ZM127 121H128V122H127L128 125L124 122L125 125H127V126H125L122 122H120V123H122V124L124 125V126H121V125H122V124H121V125L119 126V127H120L119 129H120V130H123V129L125 130V128L127 127L126 130H127L128 128H130L131 130L129 129V131H134V130H132V128H133V129H135V131H136V130L138 129V127H140V126L142 125V121L140 120V118H139V116H138V113H137L136 115H134V116H133V115H132V116H129L128 119H127ZM144 121H145V120H144ZM150 121H151V120H150ZM161 121H162V120H161ZM172 121H173V120H172ZM174 121H175V120H174ZM202 121H201V122H202ZM234 121H235V120H234ZM239 121H240V120H239ZM244 121H245V120H244ZM260 121H261V120H260ZM29 122H30V121H29ZM114 122H115V121H114ZM116 122H117V120H116ZM119 122H118V123H119ZM189 122H190V121H189ZM189 122H188V123H189ZM208 122H209V121H208ZM226 122H227V120H226ZM230 122H231V121H230ZM230 122H229V123H230ZM240 122H241V121H240ZM7 123H8V122L6 121L5 124H7ZM10 123H11V122H9V124H10ZM92 123H93V121H92ZM120 123H119V124H120ZM156 123H157V122H156ZM177 123H178V122H177ZM193 123H194V122H193ZM214 123H215V122H214ZM249 123H250V121H249ZM11 124H12V123H11ZM86 124H87V123H86ZM116 124H117V123H116ZM160 124H161V123H160ZM200 124L202 125V123H200ZM205 124H207V123H205ZM220 124H221V121H220ZM234 124H236V123H234ZM241 124H242V123H241ZM241 124H239V125H241ZM88 125H89V124H88ZM176 125H177V124H176ZM190 125H191V124H190ZM192 125H193V124H192ZM192 125H191V126H192ZM194 125H195V123H194ZM194 125H193V126H194ZM201 125H200V126H201ZM210 125H211V124H210ZM215 125H216V124H215ZM150 126H151V125H150ZM178 126H179V125H178ZM200 126H199V127H200ZM202 126H203V125H202ZM236 126H238V125H236ZM8 127H9V126H8ZM13 127H14V125H13ZM15 127H16V126H15ZM121 127H122V128H121ZM151 127H152V126H151ZM168 127H169V126H168ZM175 127H176V126H175ZM185 127H186V126H185ZM228 127H229V126H228ZM228 127H227V128H228ZM230 127H231V126H230ZM241 127H242V126H241ZM241 127H240V128H241ZM243 127H244V123H243ZM243 127H242L241 129H243ZM245 127H244V129H245V130H248V129L245 128ZM4 128H5V127H4ZM114 128H115V127H114ZM136 128H137V129H136ZM176 128H177V127H176ZM182 128H183V127H182ZM233 128H235V126H234ZM233 128H232V129H233ZM112 129H113V128H112ZM117 129H118V128H117ZM117 129H116V130H117ZM145 129H146V128H145ZM180 129H181V128H180ZM232 129H230V130H232ZM236 129H238V128L236 127ZM87 130H88V132L92 131V130H93V129H92V125L89 126V128H87L86 131H87ZM120 130H119V131H120ZM126 130H125V131H126ZM162 130H163V129H162ZM173 130H174V129H173ZM178 130H179V129H178ZM189 130H190V129H189ZM189 130H188V131H189ZM245 130H244V131H245ZM157 131H158V130H157ZM185 131H186V130H185ZM218 131H220V130H218ZM237 131H238V130H237ZM241 131H242V130H241ZM250 131H251V130H250ZM263 131H264V130H262V132H263ZM116 132H118V130H117ZM127 132H128V131H127ZM142 132H143V131H142ZM163 132H164V131H163ZM199 132H200V131H199ZM213 132H214V131H213ZM223 132H224V131H223ZM231 132H233V130H232ZM234 132H236V130H235ZM48 133H49V132H46V133H44V135H45V134H48ZM118 133H119V132H118ZM175 133H176V132H175ZM178 133H179V132H178ZM181 133H183V132H181ZM237 133H239V131H238ZM263 133H264V132H263ZM50 134H51V133H49V135H47V136H48V137H51ZM105 134H106V133H105ZM165 134H167V133H165ZM165 134H164V135H165ZM171 134H172V133H171ZM197 134H198V135L201 134V136H203V137L205 136V135H203L204 133L202 134V132H200V134H199V133H197ZM197 134H196V135H197ZM213 134H214V133H213ZM218 134H219V133H218ZM221 134H222V133H221ZM221 134H220V135H221ZM231 134H232V133H231ZM234 134H235V133H234ZM239 134H240V133H239ZM251 134H252V133H251ZM44 135H42V136L39 135V136L42 137V138H44V137H43ZM168 135H169V134H168ZM173 135H174V133H173ZM220 135H219V136H220ZM235 135H236V134H235ZM254 135H255V134H254ZM261 135H262V134H261ZM261 135H258V136H259L260 138H262ZM39 136H38V137H39ZM45 136H46V135H45ZM47 136H46V137H47ZM217 136H218V135H216V136H215V135L212 136V138L216 137V138H214V139H212L211 137H210V138H206V137H204V138L208 139V142H209L210 139H212V141L214 140V144H213V146H212V143H213L212 141H211L212 143H209V145L211 144V145H210L211 148L209 149V150H210V155H208L209 153L207 152V149H208L209 147L206 149L207 146H205V147L203 146V145H207L208 143L205 142L206 144H201V145H200V146H203V147L206 149V152H207L208 154L205 153V155L208 156V157H209V156L211 157V156H212V155H211L212 153L215 154L214 150H213L212 153H211V150L214 149V148H212V147H215V146H214V145L216 144L215 140L217 139V141H218V139H219V138H217ZM226 136H227V135H226ZM38 137H35L36 139H35V138H34V139H30L29 141H31V142H32V140L35 141V140H37ZM46 137H45V138H46ZM48 137H47L46 139H48ZM193 137H194V136H193ZM230 137L232 138V135H230ZM230 137H229V138H230ZM235 137H236V136H234V138H235ZM237 137H238V136H237ZM237 137H236V138H237ZM106 138H107V137H106ZM130 138H131V137H130ZM130 138H129V139H130ZM197 138H198V137H197ZM197 138H195V139H197ZM199 138H200V137H199ZM199 138H198V139H199ZM201 138H202V137H201ZM231 138H230V140L233 141L234 138H232V139H231ZM236 138H235V139H236ZM256 138H258L257 135H256ZM46 139H45V141H46ZM120 139H121V138H120ZM195 139H194V140H195ZM198 139H197V140H198ZM206 139H205L204 141H206ZM222 139H224V138H222ZM258 139H259V138H258ZM262 139H263V138H262ZM49 140H50V139H49ZM49 140H48V141H49ZM105 140H106V139H105ZM121 140H123V141L121 142V141L119 140V144H118V140H116V143H115L116 145H113L114 143L112 142V143H113L112 146H115V147H114L115 150H114V148H112V150H114V151L117 150V151H118V154H119V153H120L119 151H120V150L122 149V147H123V149H125V150H127V151L124 150V154H123V151L121 150V151H122V152H121L122 154L120 153L119 155H118L116 152H114L113 155H115V156L117 155L116 157H114V156L111 154L112 150H111V152H109V154L112 155V157H113L114 160L118 159V158H117L118 156H119V159H120V157H121L120 155H123V156H124V155L127 154V155H126L127 157L125 156L124 159H127V158L130 156L131 159H130V158H129V159H130L131 161H133V160L135 161V159H136L137 157H136L135 155H132V154H134V153H135V150L138 149V147H139V143L136 142V141L133 142V141H131V139H130V140H127V139H125V140H124V139H121ZM190 140H191V139H190ZM190 140H189V141H190ZM194 140H193V141H194ZM197 140H195L194 142H197ZM200 140H201V139H199L198 142H199ZM202 140H203V139H202ZM202 140H201V141H202ZM228 140H229V139H228ZM228 140H226V141L228 142ZM236 140H237V139H236ZM236 140H234V141H236ZM260 140H261V139H260ZM29 141H28V142H29ZM34 141H33V142H34ZM193 141H192V144H193ZM201 141H200L199 143H201ZM226 141H225V142H226ZM231 141H229V142L232 143ZM234 141H233V143H234ZM262 141H264V139H263ZM31 142L29 143V145H30V144H33V142H32V143H31ZM35 142H36V141H35ZM114 142H115V141H114ZM190 142H191V141H190ZM190 142H187V143H188L187 145H191ZM198 142H197V143H198ZM220 142H221V141L217 142V144H219ZM255 142H256V140H255L253 143L255 144ZM258 142H260V141H258ZM103 143H104V142H103ZM129 143H131V144L134 143V145H135L136 143H137V144H136L135 146L133 145V150H132V149H131L132 146H131V147H128V146H127ZM189 143H190V144H189ZM195 144H196V143H195ZM195 144H193L192 146H194ZM217 144H216V145H217ZM259 144H260V146H261L262 142H260ZM259 144H258V145H259ZM110 145H111V144H110ZM129 145H130V144H129ZM262 145H264V142H263ZM107 146H108V145H107ZM125 146H127L128 149H127ZM192 146H190V147L188 146L189 148H188V149L185 148V150L187 149L186 151H188V153H190V152H189V149H191ZM223 146H225L224 143H223ZM246 146H247V148H250V147H253L254 145H250V147H248V145H246ZM110 147H111V146H110ZM171 147H173V146H171ZM185 147H186V146H185ZM194 147H196V145H195ZM198 147H199V146H198ZM218 147H220V146L218 145ZM221 147H222V146H221ZM221 147H220V148H221ZM241 147H243V146H241ZM241 147H240V148L237 147V148H239L238 150H240ZM255 147L258 148L257 146H255ZM255 147H254V148H255ZM129 148H130L131 150H130ZM173 148H174V147H173ZM173 148H172V149H173ZM201 148H202V147H201ZM262 148H264V146H262ZM107 149H109V148H107ZM164 149H165V148H164ZM164 149H162V150H164ZM192 149H193V148H192ZM194 149H195V148H194ZM197 149H198V148H196L195 150H197ZM216 149H217V147H215V150H216ZM250 149L253 151L252 148H250ZM93 150H94V149H93ZM167 150H168V147H167ZM198 150H200V147H199ZM202 150L204 151L203 148H202ZM209 150H208V151H209ZM254 150H255V149H254ZM257 150H258V149H257ZM128 151H129V152L132 151V152H130V155H129V156H128V153H129ZM165 151H166V150H165ZM217 151H218V150H217ZM240 151H241V150H240ZM240 151H238V152H240ZM246 151H247V150L242 151V153L245 154L244 152H246ZM258 151H259V150H258ZM36 152H37V151H36ZM36 152H34V154H33L34 156H36L35 154H38V153H36ZM125 152H127V153H125ZM133 152H134V153H133ZM168 152H169V153H170V152H173V150H171V148H170L169 151L166 152L167 155L169 154ZM195 152H196V151H195ZM198 152H199V151H198ZM201 152H202V151H201ZM226 152H227V151H226ZM234 152H235V151H234ZM249 152H250V150H248V153H249ZM256 152H257V151H255V152L253 151V153L257 154L258 152H257V153H256ZM263 152H264V149H263ZM263 152H262L263 155H261V154L259 153V156H263V157H259L258 154H257V155L254 154V155H253L252 152L250 153V154H252L253 156H256V157L258 158V159H256V157H253V156L251 155L253 158H255V159H253V161H252V158H251V162H252V164H253V162H254V166H255V164H257V163H259V164L262 163L261 166L257 165V166H259V167H257L258 169H260L262 166H264V162H261V158L264 159V153H263ZM112 153H113V152H112ZM115 153H116V154H115ZM137 153H138V151H137ZM158 153H159V152H158ZM193 153H194V152H193ZM193 153H192V154H193ZM199 153H200V152H199ZM227 153H228V152H227ZM231 153H232V151H231ZM231 153H229V154H230L231 157H232V154H231ZM236 153H237V152H236ZM236 153H235V154H236ZM135 154H136V153H135ZM141 154H142V153H141ZM162 154L165 155V152H164V153L162 152L161 155H162ZM174 154H178V153H174ZM174 154H173V155H174ZM183 154H184V152H183L182 155H181L183 158H182L179 154H178L177 156H178V157L180 156L179 158L185 160V158H186L187 155L184 154V155H185V158H184V155H183ZM201 154L203 155L204 153H201ZM229 154H228V155H229ZM235 154H234V155H235ZM240 154H241V153H240ZM246 154H247V152H246ZM246 154H245L244 156H246V158H247L248 155H246ZM33 155H32V157H33ZM158 155H159V154H158ZM164 155H163V157H164ZM171 155H172V154H170L169 156H171ZM215 155H216V154H215ZM234 155H233V156H234ZM123 156H122V157H123ZM159 156H160V155H159ZM190 156L193 157V155H190ZM190 156H189V157H190ZM206 156H205V157H206ZM221 156H222V155H221ZM235 156H236V155H235ZM237 156H240L241 158L244 157V156H241V155H238V154H237ZM30 157H31V155H29L28 158H26V157H25V158H26L27 160L29 159V161H30ZM157 157H158V156H157ZM157 157H156L154 160L159 159V158L161 159V156L158 157V158H157ZM165 157H166V155H165ZM171 157H173V156H171ZM191 157H190V158H191ZM202 157H204V155H203ZM216 157H217V158H216ZM216 157H215V158H216L217 163H218V161H221V162L224 163V161H222V158L225 157V156L220 157L221 160H220V158H219V160H217L218 157H219L218 155H217ZM228 157H229V156H228ZM231 157H229L230 159H228V160H231V161H232V160L234 159V158L232 159ZM25 158H24V160L27 162V160H26ZM169 158H170V157H169ZM169 158H168V156H167V159H166V160H168ZM173 158H174V157H173ZM211 158H212V157H211ZM246 158L244 157L245 160H246ZM33 159H34V158H33ZM122 159H123V158H122ZM138 159H139V158H138ZM163 159L165 160V158H163ZM176 159H177V158H176ZM191 159H192V158H191ZM209 159H210V158H209ZM224 159H225V158H224ZM235 159H236V157H235ZM237 159L240 160V158H238V157H237ZM237 159H236V160H237ZM244 159L242 158V161H243ZM248 159H250L249 156H248L247 160H248ZM259 159H260V160H259ZM263 159H262V160H263ZM24 160H23V161H24ZM120 160H121V159H120ZM120 160H118V161H120ZM225 160H226L225 162L228 163L227 158H226ZM236 160H235V161H236ZM247 160H246V162H247ZM254 160H259V162L255 163ZM29 161H28V162H29ZM31 161H32V160H31ZM31 161H30V162H31ZM134 161H133V162H134ZM156 161H158V160H156ZM156 161H155V162H156ZM172 161H173V160H172ZM207 161H209V160H207ZM233 161H234V160H233ZM242 161H238V162L243 163ZM32 162H33V161H32ZM133 162H130V164H129V162H128V164L130 165V168H129V166H128V168H129L130 170H131V169L133 170V168H134V167L132 166V165H135V164H133ZM153 162H154V161H152L151 163H153ZM155 162H154V164H155ZM160 162H161V163L156 162V163H158V164H156V166H158L159 164H162V161H160ZM201 162H202V161H201ZM221 162H220V165H222ZM260 162H261V163H260ZM151 163H150V164H151ZM217 163H216V164H217ZM226 163L223 164V165H226ZM229 163H230V162H229ZM236 163H237V162H236ZM236 163H235V164H236ZM248 163H249V165H250L249 160H248ZM248 163L246 164L247 166H249ZM131 164H132V165H131ZM150 164H148V165H150ZM154 164L151 165L152 167L150 166L151 168H153V170L157 169V167H156ZM235 164H234V165L232 164V165L235 167ZM237 164H238V163H237ZM252 164H251V165H252ZM153 165H154V166H153ZM182 165H183V164H182ZM217 165H218V164H217ZM217 165H216V166H217ZM238 165H239V164H238ZM246 165H245V166H246ZM131 166H132V167H131ZM161 166H162V165H161ZM226 166H227V168H228V166H231V165L228 164V165H226ZM252 166H253V165H252ZM254 166H253V167H254ZM198 167H199V166H198ZM234 167L231 166V167H230V171H231V168L233 169ZM249 167H250V166H249ZM249 167H248V168H249ZM128 168H127V169H128ZM135 168H136V165H135ZM154 168H155V169H154ZM158 168H161V167L158 166ZM203 168H205V167H201V169L199 168V171H203V170H202ZM235 168H236V167H235ZM235 168H234V169H235ZM250 168L252 169V167H250ZM250 168H249L248 170H250ZM255 168H256V166H255ZM255 168H254V169H255ZM127 169H125V170H127ZM129 169L127 170V172L130 171ZM145 169H146V168H144L143 170H144V171H148V173H150V175H148V173H146L147 176H149L150 178H151V176H153L152 178L155 177V175H152V174H151V173L154 174V171H152V169L150 170V168H148V169H149L150 171H152V172H150L149 170H145ZM143 170H142V171H143ZM252 170H253V169H252ZM252 170H250V171L253 172ZM255 170H256V169H255ZM261 170H262V168H261ZM261 170H260V172H261ZM238 171H239V170H238ZM240 171H241V170H240ZM242 171H244V170H242ZM250 171H249V174H251ZM258 171H259V170H258ZM74 172H76V171H74ZM124 172H126V171H124ZM131 172H132V171H131ZM131 172H129V173H131ZM155 172L157 173V170H156ZM246 172H247V169L245 168L244 173H243V172H241V173L244 174V175H246V174H245ZM255 172H256V171H255ZM255 172H254V173H255ZM262 172H263V171H262ZM121 173H123V172H121ZM144 173H145V172H142V173H141L142 175L140 174V177H141V176H145V177H147L146 175H144ZM156 173H155V174H156ZM238 173H240V172H238ZM238 173H237V174L235 173L236 176L233 175V176H234V179H236L237 181H239V183H238V187L236 186V188H239V186L241 187V185H239V184L243 183L242 178H243V176H244V175H241V173H240V174H238ZM247 173H248V172H247ZM254 173H253V174H254ZM257 173H258V172H256V174H254V175L257 176V175H258ZM8 174H9V173H8ZM131 174H132V173H131ZM204 174L206 175V172H204ZM253 174H251V176H252ZM259 174H260V175H264V173H262V174L259 173ZM14 175H15V173H14ZM126 175H129V174H126ZM237 175H241L239 179H238V176H237ZM254 175H253V176H254ZM231 176H232V175H231ZM233 176H232V177H233ZM246 176H248V175H246ZM258 176H259V175H258ZM258 176H257V179L260 178V177H258ZM140 177H139V178H140ZM149 177H147V178H149ZM236 177H237V178H236ZM262 177H263V176H262ZM6 178L8 179V176H7V175H6ZM244 178H245V177H244ZM247 178H248V177H247ZM253 178H254V177H253ZM255 178H256V177H255ZM19 179H20V178H19ZM69 179H70V181H72V182L75 181L71 176L69 177ZM113 179H114V178H113ZM240 179L242 180V182H240V181H241ZM260 179H261V178H260ZM114 180H115V179H114ZM114 180H111V183H112V181H114ZM147 180H148V179H147ZM248 180H249L250 185H249V187H247V188H249V189H250V192H253V193H251V194H252V197H249L250 199H247V201H250L251 203H256V204L258 203V204H260V203H259V202H260V199H258V198L261 197V200H262V197L264 196V195L262 196V194H263V192H264L263 189H262L263 187L261 188V185L264 183V179L262 178L263 183H262L260 186H258V184L255 183V181L257 182L259 179L254 181V179H252V178H248ZM199 181H200V180H199ZM206 181H207V178H206ZM259 182H260V180H259ZM259 182H257V183H259ZM261 182H262V181H261ZM261 182H260V183H261ZM14 183H15V182H14ZM82 183H83V182H82ZM87 183H88V184H87ZM94 183H97V182H95L94 180H90V182H89V181H88V182L86 181V186H87L89 189L92 190V189L95 187V184H94ZM200 183H201L202 185H198V186H199V187H197V189L199 188L198 190H200V188H201L203 185L206 186V184H204L205 181H203V183H202V180H201ZM200 183L198 182V184H200ZM206 183H209V181L206 182ZM213 183H214V182H213ZM28 184H29V183H28ZM31 184H32V183H31ZM93 184H94V185H93ZM107 184H108L107 186L105 185V186H106V187H105L106 189H104L103 191H101V190L99 191V194L102 195V196L104 197V200H107V199L113 197L112 195H114V193L112 192L113 189H111V190H110V188L107 189V188L109 187L110 180L107 182ZM113 184H114V183H112V185H113ZM209 184H210V183H209ZM243 185H244V184H243ZM256 185H257V188H254ZM82 186H83V184H82ZM205 186H204L205 190H207V189L209 190V187H211V186H213V185H211V186H208V185H207L208 188H206L207 186H206V187H205ZM251 186H252V187H251ZM263 186H264V184H263ZM23 187H24V185H23ZM110 187H111V184H110ZM127 187H128V186H127ZM215 187H216V186H215ZM24 188H25V187H24ZM80 188H81V187H80ZM84 188H86V187L84 186ZM128 188H129V187H128ZM128 188H127V189H128ZM202 188H203V187H202ZM202 188H201V191L204 192L205 190H204V189L202 190ZM212 188H214V186H213ZM247 188H246V189H247ZM259 188H261V192H260ZM4 189H5V188H4ZM16 189H17V188H16ZM29 189H30V188H29ZM82 189H83V187H82ZM82 189H81V190H82ZM89 189H88V190H89ZM215 189H216V188H215ZM257 189H258V190H257ZM88 190H87V191H88ZM98 190H99V189H98ZM177 190H179V188L176 189V191H177ZM198 190H196V191H198ZM210 190H212V189H210ZM210 190H209V191H210ZM234 190H235V189H234ZM251 190H252V191H251ZM24 191H25V190H24ZM79 191H80V189H78V192H79ZM83 191H84V194H85V193H86L85 189L82 190V192H83ZM174 191H175V189H174ZM176 191L173 192V193L175 194ZM179 191H180V190H179ZM179 191H177V194H179V193H178ZM212 191H214V190H212ZM246 191H248V189H247ZM246 191H244V194H245ZM255 191H256V193H254ZM257 191L260 192V195H259V193H257ZM262 191H263V192H262ZM82 192L80 191V193H78V194H81ZM88 192H90V191H88ZM215 192H216V191H214V192H212V193H215ZM248 192H249V191H248ZM210 193H211V192H210ZM231 193H232V192H231ZM242 193H243V192H242ZM242 193H240L239 195H242ZM82 194H83V193H82ZM90 194H91V193H89V194H85V195L87 196V195H90ZM177 194H176V195H177ZM207 194H209V193H207ZM244 194H243V195H244ZM248 194H249V193H248ZM248 194H247L246 196H244V197L242 196V197H243L242 199H244L245 197L248 198ZM254 194H258V195H259L258 198H257V197H254V196H255ZM253 195H254V196H253ZM86 196H83V197H85V199L87 200ZM250 196H251V195H250ZM256 196H257V195H256ZM79 197L81 198L82 196L80 195ZM87 197H88V196H87ZM253 197H254V198H253ZM88 198L90 199V198H92V196H91V197L89 196ZM94 198H95V197H93V199H94ZM171 198H172V197H171ZM171 198H169V199H171ZM230 198L232 199V197H230ZM239 198H241V197L238 196V199H239ZM246 198H245V200H244L245 202H246ZM256 198H257L258 200H257ZM82 199H83V198H82ZM173 199H174V196H173ZM231 199H230V200H231ZM242 199H239V200H241V202H242ZM251 199H252V200L255 199V200H254V201H251ZM263 199H264V198H263ZM74 200H75V199H74ZM90 200H91V199H90ZM75 201H76V200H75ZM77 201H78V200H77ZM79 201H80V200H79ZM87 201H88V200H87ZM236 201H238V200H237V197H236ZM255 201H258V202H255ZM262 201H263V200H262ZM262 201H261V202H262ZM125 202H126V201H125ZM170 202H171V201H170ZM172 202H173V201H172ZM172 202L169 203V200H168V202H167L166 204L164 203V206H166V207H165V211L172 210V207L176 206V204H175V203H172ZM211 202H212V201H211ZM215 202H216V201H214V203H215ZM232 202L234 203L235 201L232 200ZM76 203L78 204V202H76ZM85 203H86V202H85ZM189 203H190V202H189ZM212 203H213V202H212ZM214 203H213V204H210V206H213V205L216 204V203H215V204H214ZM236 203L239 204V206L237 205V207L235 206L234 208H236V209L238 208V209H239L240 206L242 207V204H241V203H238V202H236ZM236 203H234L233 206H234ZM242 203H243V207H246V206H244L245 203H244V202H242ZM247 203H248V202H246V204H247ZM262 203H264V201H263ZM102 204H103V203H102ZM177 204H182V205H183L184 203L180 202V203H177ZM186 204H187V203H186ZM240 204H241V205H240ZM246 204H245V205H246ZM184 205H185V204H184ZM188 205H189V204H188ZM247 205H249V204H247ZM250 205H251V204H250ZM189 206H190V205H189ZM191 206H192V205H191ZM207 206L209 207V204H207ZM215 206H216V205H215ZM254 206H260V205H254ZM18 207H24V205L19 204ZM101 207H102V206H101ZM194 207H195V206H194ZM199 207L201 208V206H199ZM208 207H207V209H206V206H205V208H204V206H202V209H205V210H204V211L201 210V212L198 211V212H197V215H198V213H202V214H203V212H205V211H207L206 213H208V212H213V210H215V207H214V208L211 207V208H210L211 210L209 209L210 211H208ZM241 207H240V208H241ZM243 207H242V208H243ZM192 208H193V206H192L190 209H189L188 207H187L186 209L191 210ZM242 208H241V209H242ZM62 209H63V208H62ZM65 209H66V208H65ZM212 209H213V210H212ZM244 209H246V208H243L242 210H244ZM257 209H258V208L255 209L256 212H258ZM29 210H31L30 207H29ZM199 210H200V209H199ZM231 210H233V209H231ZM59 211H60V213H58V215L55 217V220H56V221H60V227H61V228H64V230H66V228H67V229H72V230L75 229V230H76V229H78L79 227H81V228L83 227V225H82V226L79 225V224H80V223H79L80 221L77 223V222L73 221L70 217H68V216H69V215H68V212H69L68 210H64V209H63V210H58V212H59ZM165 211H163L164 213H162V211H159L158 213H156V211H153L152 213H153L155 216H157L156 218H160V219H161L163 214L167 215V214L165 213ZM202 211H203V212H202ZM190 212H191V213H190ZM194 212H195V211H194ZM1 213H2V209H0V232L3 231L5 235L3 234V236H2L3 238L0 237V264H17V263H19V264H29L30 262L33 263V262H37L38 260H40V259H41L40 256H42L41 254H42L45 250H42V252H41V250H39V248H40L42 245L45 244L44 242L47 241V236L44 235V236L42 237V239L38 242V244L34 245V247H32L31 249H30V248H26L25 245L22 244L21 241H19V243H18L19 245L10 246L8 243H6V241H7L8 239H12V237H13L14 235H16V234H20V233H21L20 230H22V231L26 234V233H28L30 230H33L35 227H34V226H31V222H30V221H27V223L24 224V227L19 228L18 225H17L18 223H17V224L15 223V222H16L15 219H13V220L11 221V223L8 222L7 220L5 221V219H3V216H2ZM141 213H148V214H150V212H147V211H143V212H141ZM156 214H157V215H156ZM194 214H196V212H195ZM194 214L192 213V211H188V210H187V212L184 213V216L187 217V218H190L191 220H194V219H195L194 221H196V219L200 220L199 218H202V217H196L197 215L194 216ZM256 214H257V213H256ZM67 215H68V216H67ZM199 216H200V215H199ZM201 216H202V215H201ZM203 219H204V218H203ZM93 220H97V221H93ZM201 220H202V219H201ZM204 220H206V219H204ZM4 221H5V225L9 224V225H8L9 231H6V228H5L6 226L4 227V223H3ZM86 222H87V223L89 222L90 225H92V223H96L97 226H98V225H100V226L97 228L96 232H94V228H93V230L91 229V231H90L91 234H90V236H89V237H90V240H89L88 242H85L84 244H82V245H83L82 247H86V246H88V245H89V246H92V244H93L95 241H100V240H101V241H103L104 244H103L102 246L98 247V250H96V252H97V253H96L97 257H94V258H96V259H95V260H96V264H100V263H98L99 260H100V261H101V260L106 261L109 257H114V254L110 253V249H111V247H113L112 244L108 241V239L103 240L104 238H106V236H108L109 234H111V233L113 232L110 228H108V226H111V223L108 224L107 222H105L104 219H96V218H91L90 220H88V221H86ZM86 222H85V223H86ZM6 223H7V224H6ZM92 226H93V225H92ZM263 226H264V225H263ZM61 228H60V229H61ZM158 228H159V227H158ZM158 228H157V229H154V224H152V225H150V226H147V227H144V228L141 229L140 232H142V233H141L139 236H137L138 234H137V232H135L134 229H131L129 232L124 233V235L126 234V235H125L126 239H125V244H124V246L127 248L128 245L136 244V242L139 240L140 236L143 235V233H144V234H147V233H148L145 237H148V235L151 236V237H148V239H147V241H146V246L149 247L150 243H155L156 240H157V237H159V235L163 233L162 231H159ZM260 228L262 229V232L264 233V231H263L264 228H263L262 226H261ZM35 229H36V228H35ZM35 229H34V230H35ZM237 229H238V230H237ZM237 229H235V230H231L230 232L227 231L228 233H227V232H226V233L229 234V235H226V234L224 233L226 236H223L224 234H220V233H219L220 231L218 230V232H217L216 229H212V230L208 231V229L201 230V229L197 228V229L195 230L194 235L187 236V237H185V238H182V237H181V239L179 238L180 240H179V239H178V240H179V242H180V244H179L180 246H178V247L180 248L181 251H183V252H185V253H189V252L195 251L198 257H201V258H203V259L205 260V262L199 261V263H200V264H207L209 259H208V260L205 259L206 256H209V257L211 256L210 258H212V256H213V258H212L213 260H214V259L219 260V259L216 258V256H217L218 254L221 255V253H219L220 251H222V252H223L222 254H224V251H225L226 253H227V251H228V253H229V252H231V251L235 248V244H233V241H236V239H234V238H235V237H236V238H237V237L239 238V235L241 234V232L243 231L242 229H244V228H237ZM239 229H240V230H239ZM10 230H11V231H10ZM64 230H63V231H64ZM244 230H245V229H244ZM138 232H139V230H138ZM33 234H35V233H33ZM65 234H67V237H68V233H65ZM136 234H137V235H136ZM230 235H231V237L229 238ZM24 236H25V235H24ZM24 236H23V237H24ZM35 236H36V234H35ZM38 236H39V235H38ZM38 236H37V237H38ZM41 236H42V235H41ZM227 236H228V237H227ZM232 236H233L234 238H233ZM138 237H139V238H138ZM4 238H5V239H4ZM39 238H40V236H39ZM61 238H62V239H59V240H58L59 242L57 241V242H55V245H53V247H55V249L60 248V242L66 244V242H67L66 239H68V238H65V236H61ZM231 238H232L233 240H232ZM211 239H212V240L214 239V241H211ZM229 239H231V241H230ZM63 240H64V241H63ZM168 241H169V240H168ZM108 242H109V243H108ZM169 243H171V242L169 241V242H167L166 244L169 245ZM234 243H235V242H234ZM144 247H145V246H144ZM147 247H145V248H147ZM251 248H252V247H251ZM259 249H260V248H259ZM48 251H49V250H48ZM125 251L129 254V250L127 251V249H125V248H119V249H118V252H120V255H126ZM262 251H263V250H262ZM109 253H110V254H109ZM217 253H218V254H217ZM226 253H225V254H226ZM216 254H217V255H216ZM262 254H264V252H263ZM226 255H227V254H226ZM218 257H219V256H218ZM138 258L141 260L142 263H146L145 261L148 260L147 257H146V255H145L144 253H142L140 256H138ZM26 259H27V260H26ZM212 259H211V261H212ZM58 260H59V259H58ZM58 260H57V261H58ZM108 260H109V259H108ZM108 260L106 261L107 263H109ZM216 260H214V262H215ZM255 260H256V261H255ZM255 260H253V261H254L253 263L256 262L255 264H264V258H257V259H255ZM211 261L209 260V262H211ZM55 262H56V261H55ZM55 262H54V263H55ZM32 263H30V264H32ZM54 263H53V264H54ZM57 263H58V262H57ZM57 263H55V264H57ZM224 263H225V262H223V264H224ZM33 264H34V263H33ZM208 264H210V263H208Z\"/></svg>", "mask_w": 264, "mask_h": 264}]
</instances>
